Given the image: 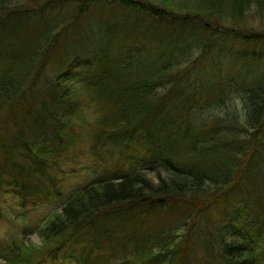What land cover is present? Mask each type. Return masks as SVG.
Wrapping results in <instances>:
<instances>
[{
	"label": "trees",
	"instance_id": "16d2710c",
	"mask_svg": "<svg viewBox=\"0 0 264 264\" xmlns=\"http://www.w3.org/2000/svg\"><path fill=\"white\" fill-rule=\"evenodd\" d=\"M35 1L0 0V201L62 202L38 244L0 207V264H264V0Z\"/></svg>",
	"mask_w": 264,
	"mask_h": 264
},
{
	"label": "rangeland",
	"instance_id": "374dc122",
	"mask_svg": "<svg viewBox=\"0 0 264 264\" xmlns=\"http://www.w3.org/2000/svg\"><path fill=\"white\" fill-rule=\"evenodd\" d=\"M43 1V0H40ZM182 0H170L171 4H179ZM190 1H195V0H190ZM36 3L38 2L35 1ZM198 2V1H197ZM27 4L29 5H34L31 1L27 2ZM246 16V21L248 22V24L251 26H253V28H258V26H262L261 22L263 21L262 16H258L257 14H253V13H248L245 14ZM251 26V27H252ZM264 27V26H263ZM215 36V35H214ZM216 37H219L222 47L224 48L225 51H229L231 48H236L238 47L236 44L232 43L228 38L229 36L226 33L223 32H219V34L216 35ZM157 43L155 38H151L148 40H143L140 42H127L125 43L126 47L129 48L128 52L131 51L132 49L135 50L136 52H140L142 54H148L151 52V50L154 49V44ZM217 44L220 45V42H218ZM212 47V46H211ZM211 49V48H210ZM209 49V50H210ZM120 52V51H118ZM207 50H205V54L207 55ZM187 56H189V58L192 59H201V64L203 66H205L203 68V70H205L207 67L208 69H210V65L214 66L215 65L211 63L210 59L212 60L214 52H213V48L211 51V57H208V63L205 62L206 56L204 57H200V51H198L197 49H195L194 47L190 46L188 49V52H186ZM157 53H153L151 56L152 57H156ZM153 59V58H152ZM156 60V59H154ZM157 64H162L163 62V57H160L158 59V61L156 60ZM184 62V61H183ZM180 62L178 63L180 68H186L189 69L191 66L188 64L187 62ZM244 62L242 63L240 60L234 59L231 57V59L226 58V59H221L220 58V62L216 64V66H220L223 65L224 66V70L220 71L221 73H227L229 74V71L231 72V75H239L241 76V65H243ZM198 66V65H197ZM196 68V67H194ZM202 70V71H203ZM215 71L214 70L212 75H215ZM51 80H54L53 77L50 78ZM40 81L42 82L41 78ZM238 98L235 99L234 101V105H236L238 107V110H241V107H239V102L237 101ZM242 111V110H241ZM238 113H240V111H238ZM88 146V142H85L84 146ZM90 162V157L88 152L86 151L81 157L80 159L75 162V165L72 166H68L66 168L69 167H74L76 168V172L75 173H70L72 175H74L73 177L68 178V183L72 184V185H76L78 184V179H90V178H94L96 175H94L93 173H91L86 167V164ZM89 164V163H88ZM141 170V169H140ZM145 168H142V171H144ZM100 173L99 170H97V174ZM148 177H152L154 180V172H148L146 173ZM14 201L16 202L15 206L9 207V206H5V199L3 197H1V201H0V207L4 209V211L6 212V216L13 221V223H17V226H13L11 222H9L10 220H5L4 218H1V213L3 212L2 209L0 208V237H3L5 235V231L10 228L11 226H13V228L15 229V231L18 233L19 237H21L25 242H29L32 244H38V237L36 234V229H37V225H40L41 223V219L43 217H46L50 214V212L52 210H54L58 204H60L61 202H55L53 200H50L49 202H47L46 204H41L39 206L36 207H31V209L23 211V206H20L19 201H17L14 198ZM10 204H12L13 202V198L9 199ZM51 203V204H49ZM11 206V205H10ZM19 206V207H18ZM68 252L66 251L65 254L63 256H58L56 259L51 260L52 257H50L49 259L47 258H43L42 260H40L37 264H75V262H73L72 258H68L67 255ZM73 254L77 255V253L73 252ZM71 260V261H68ZM124 259H128V257H125Z\"/></svg>",
	"mask_w": 264,
	"mask_h": 264
}]
</instances>
